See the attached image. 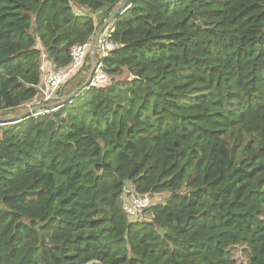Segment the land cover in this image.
Listing matches in <instances>:
<instances>
[{
	"label": "trees",
	"instance_id": "16d2710c",
	"mask_svg": "<svg viewBox=\"0 0 264 264\" xmlns=\"http://www.w3.org/2000/svg\"><path fill=\"white\" fill-rule=\"evenodd\" d=\"M123 1L0 0L2 117ZM110 24L107 86L62 102L87 56L55 112L0 124V264H264V0H128ZM125 190L167 197L129 222Z\"/></svg>",
	"mask_w": 264,
	"mask_h": 264
},
{
	"label": "built area",
	"instance_id": "2783aa9c",
	"mask_svg": "<svg viewBox=\"0 0 264 264\" xmlns=\"http://www.w3.org/2000/svg\"><path fill=\"white\" fill-rule=\"evenodd\" d=\"M113 28L108 24L100 34L95 48L96 68L88 85V89L92 87H104L110 83V76L104 71L103 60L112 52L120 48V45L113 41ZM92 42L74 45L69 52V64L57 69L55 65L50 63L45 56H42L39 66L40 82L37 86L40 95L39 102L41 108L34 116H41L49 112H55L58 108L54 104L45 105L46 102L54 101L58 97V92L76 72H78L85 64L87 56L91 55ZM31 110V107L29 108ZM123 211L129 222L146 221L145 211L154 206L155 197L151 195H137L129 190L124 191L123 195Z\"/></svg>",
	"mask_w": 264,
	"mask_h": 264
},
{
	"label": "water",
	"instance_id": "95a60500",
	"mask_svg": "<svg viewBox=\"0 0 264 264\" xmlns=\"http://www.w3.org/2000/svg\"><path fill=\"white\" fill-rule=\"evenodd\" d=\"M168 2H178V1H182V0H167ZM128 2V0H124L123 3L121 5H119V7H117V9L114 11V13L103 23V25L96 31L94 38H93V42H92V48H91V55H90V59H91V69L88 75V78L86 79V81L77 89H75L68 97L63 99V103L69 102L72 100V98H74L80 91L82 90H88V85L90 83V80L93 76V73L95 71L96 68V60H95V48L97 45V41L98 38L100 36V34L102 33V31L105 29V27L112 21V19L119 14V12L123 9V7L125 6V4ZM41 106L36 107L32 110H28L25 113H22L20 115H17L15 117H12L10 119H5V120H1L0 119V124H13L16 123L18 121L23 120L24 118H26L27 116H29L30 114L35 113L38 109H40Z\"/></svg>",
	"mask_w": 264,
	"mask_h": 264
},
{
	"label": "rangeland",
	"instance_id": "374dc122",
	"mask_svg": "<svg viewBox=\"0 0 264 264\" xmlns=\"http://www.w3.org/2000/svg\"><path fill=\"white\" fill-rule=\"evenodd\" d=\"M93 42V40H92ZM92 63V62H91ZM123 80H131L132 77L131 76H128L126 74H124V76L122 77ZM85 90V89H84ZM58 94V93H57ZM39 97L40 95L38 96V99L36 101H34L33 103L31 104H26L24 107H22L21 109L17 110L15 113H11L9 114L6 118L5 117H2V115L0 114V119L1 120H5V119H10L12 117H15L17 115H20L22 113H25L29 110V108L32 106V105H35L39 102ZM42 103V102H40ZM33 109V108H32ZM155 201H153V204L156 205L158 203H163L164 200L166 199L167 195H155ZM147 217H148V214H146ZM243 248L242 247H239V246H232L230 249H229V254L230 256L236 260L237 263H240V264H246L247 263V257L244 253V251L242 250Z\"/></svg>",
	"mask_w": 264,
	"mask_h": 264
}]
</instances>
